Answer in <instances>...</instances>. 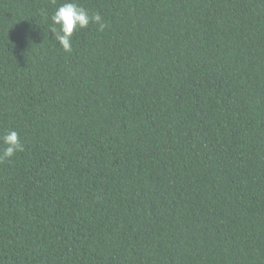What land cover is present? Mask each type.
<instances>
[{"label": "trees", "instance_id": "trees-1", "mask_svg": "<svg viewBox=\"0 0 264 264\" xmlns=\"http://www.w3.org/2000/svg\"><path fill=\"white\" fill-rule=\"evenodd\" d=\"M64 2L0 0V264H264V0Z\"/></svg>", "mask_w": 264, "mask_h": 264}, {"label": "clouds", "instance_id": "clouds-1", "mask_svg": "<svg viewBox=\"0 0 264 264\" xmlns=\"http://www.w3.org/2000/svg\"><path fill=\"white\" fill-rule=\"evenodd\" d=\"M51 26L49 31L54 34V40L66 53L73 50L72 38L78 30L87 29L90 24L98 25V30L103 31L106 23L99 12L89 13L80 6L77 0H65L55 9L50 17ZM3 147L0 148V161L14 157L24 150L19 133L15 130H7L0 136Z\"/></svg>", "mask_w": 264, "mask_h": 264}]
</instances>
